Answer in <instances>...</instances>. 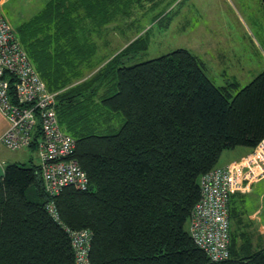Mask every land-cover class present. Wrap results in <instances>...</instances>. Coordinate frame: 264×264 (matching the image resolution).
Wrapping results in <instances>:
<instances>
[{
  "label": "trees",
  "instance_id": "obj_1",
  "mask_svg": "<svg viewBox=\"0 0 264 264\" xmlns=\"http://www.w3.org/2000/svg\"><path fill=\"white\" fill-rule=\"evenodd\" d=\"M126 3L51 0L18 28L57 93L60 127L76 140L73 156L89 186L65 187L55 198L59 224L45 209L40 166L5 163L0 264H73L67 228L92 233L89 264H264V246L246 232L231 227L230 257L212 262L188 229L201 177L223 151L254 149L264 138V69L232 95L235 83L214 85L184 48L127 64L146 49L145 32L83 72L81 61L93 53L73 37L83 16L105 26Z\"/></svg>",
  "mask_w": 264,
  "mask_h": 264
},
{
  "label": "built area",
  "instance_id": "obj_2",
  "mask_svg": "<svg viewBox=\"0 0 264 264\" xmlns=\"http://www.w3.org/2000/svg\"><path fill=\"white\" fill-rule=\"evenodd\" d=\"M5 1L0 0V111L7 117L9 126L0 136V142L10 150L37 149L48 196L45 209L61 224L55 198L68 186L86 190L89 179L73 156L75 138L60 127L57 93L48 89L15 28L2 13ZM243 162L244 174L242 163H231L216 167L200 179L201 199L192 211L189 231L195 245L212 262L230 257L232 193L243 188V178H264V138ZM66 231L74 252L73 264H89L92 233L87 229Z\"/></svg>",
  "mask_w": 264,
  "mask_h": 264
},
{
  "label": "rangeland",
  "instance_id": "obj_3",
  "mask_svg": "<svg viewBox=\"0 0 264 264\" xmlns=\"http://www.w3.org/2000/svg\"><path fill=\"white\" fill-rule=\"evenodd\" d=\"M48 1L6 0L2 11L19 35L18 28ZM175 1L150 0L144 4L145 7L134 6L128 16L119 13L110 27L101 26L97 22H81L73 37L78 36L80 40L84 39L93 45V52L96 51L94 61L98 67L145 30L148 31L146 49L129 60V65L170 53L178 47L202 53L200 46L202 41L206 40L207 43L203 45L208 55L216 54L217 47L232 50L239 63L243 64L241 66L244 70L250 67L252 73L257 75L264 69V0H179L178 8L171 15L170 5ZM156 2L159 3V8L154 9L152 7ZM159 11L161 24L156 25ZM178 23L183 26L186 23L191 24L192 34L188 28L186 36L178 35L173 30ZM208 73L217 79L210 68ZM250 79L251 74L243 75L239 89L253 78ZM238 90H231L232 95ZM0 152L4 163H23L26 166L39 164L38 151L34 147L18 151L10 150L0 143ZM232 229L244 232L239 226H232ZM257 236L260 237L259 245L264 246V233H256L255 237Z\"/></svg>",
  "mask_w": 264,
  "mask_h": 264
},
{
  "label": "crops",
  "instance_id": "obj_4",
  "mask_svg": "<svg viewBox=\"0 0 264 264\" xmlns=\"http://www.w3.org/2000/svg\"><path fill=\"white\" fill-rule=\"evenodd\" d=\"M149 1L150 0H142V1L125 0V2L127 3L123 7H127V8L123 9L121 13L123 14V16H128V12L130 13L131 8H134V6H139L141 8L145 7L144 4ZM178 1L179 0H176L173 4L170 5L171 8L169 12L171 13V15L175 13L174 10L178 8L179 3H180V1L179 2ZM46 4L43 6V8L39 9L38 12L34 16L39 14L44 9ZM158 5L159 3L156 2L152 8L154 9L159 8L157 7ZM160 11H159L160 15H158V17L156 18L157 19L156 25L161 24V12ZM153 12H155V10ZM32 18H30L28 21H30ZM169 19L171 20V17ZM87 21L91 23L99 22L96 16H94V18H91V15L89 17L83 16L82 22H87ZM107 22H109L107 26L110 27L112 23L115 22L114 16L112 15L108 19ZM188 28L192 34V31H193L192 26L191 24L188 25L187 23L184 26L182 25V23H178L176 24L175 29L173 30L176 31L178 35L180 36H186L188 33ZM145 32H148V31L144 30L139 35H137L135 38H137L138 36L142 35ZM206 43H207L206 40H203L201 43L200 47L202 48V51H201L202 53H198L194 49H187V50H189L193 55H195L200 60V62L203 65L206 76L217 87L221 88V87L227 86L229 83H235L236 84L235 90H238L240 86V78H242L243 75L251 74V79L256 76V74L252 73V69L250 67L244 70V67L241 66L243 64L239 63V61L236 59L235 54L232 50L228 51V50H224L222 48L217 47L216 54L208 55L204 48V45ZM218 43L219 42L217 41V44ZM178 48H183V47H178ZM95 56H96V51L93 52L90 57H88L84 61H81L80 67H82L83 65V69H82L83 71L85 70L86 72H88V71L96 70L98 68V66L95 64V61H94ZM209 68L214 73V76H217L216 80L214 79L213 75H210L208 73ZM216 81L218 83H216ZM8 126H9V121L7 117L0 111V136L5 132ZM27 148H31V147L20 148L18 149V151L27 149ZM252 150L253 149L247 148V147H236L233 149L225 150L223 151L221 155V158L218 163V167H224L231 163H242L241 167H242V171L244 174L246 170V166L244 165L243 161L252 152ZM2 160H3V155L0 152V163H2L4 167L5 163ZM39 164H40V158H39ZM243 179H244L242 182L243 188L241 190H238L232 193L230 197L229 216H230V221H231V227L239 226L241 230L246 232L245 234H250V239L252 240L253 245L255 247H259L260 237L259 236L255 237V234L261 233V232L264 233V178L259 179V180H250L246 178H243ZM232 219H233V222H232ZM255 238L257 241H255Z\"/></svg>",
  "mask_w": 264,
  "mask_h": 264
},
{
  "label": "water",
  "instance_id": "obj_5",
  "mask_svg": "<svg viewBox=\"0 0 264 264\" xmlns=\"http://www.w3.org/2000/svg\"><path fill=\"white\" fill-rule=\"evenodd\" d=\"M4 173H5V172H4L3 164L0 163V184H1L2 180H3Z\"/></svg>",
  "mask_w": 264,
  "mask_h": 264
},
{
  "label": "bare ground",
  "instance_id": "obj_6",
  "mask_svg": "<svg viewBox=\"0 0 264 264\" xmlns=\"http://www.w3.org/2000/svg\"><path fill=\"white\" fill-rule=\"evenodd\" d=\"M190 220H191V218H190ZM190 224V223H189ZM189 228H190V225H189Z\"/></svg>",
  "mask_w": 264,
  "mask_h": 264
}]
</instances>
